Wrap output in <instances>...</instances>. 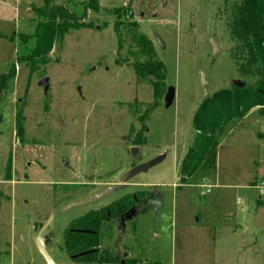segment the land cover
Wrapping results in <instances>:
<instances>
[{"label": "rangeland", "instance_id": "374dc122", "mask_svg": "<svg viewBox=\"0 0 264 264\" xmlns=\"http://www.w3.org/2000/svg\"><path fill=\"white\" fill-rule=\"evenodd\" d=\"M95 1L97 13L88 11L89 0H51L83 27L70 28L44 63L31 67L19 59L34 45L29 37L45 0H0V76L12 65L16 73L0 101V264H45L31 227L39 222V233L57 214L48 183L70 175L60 159L79 139L80 145L101 148V173H115L112 181L130 162L166 154L133 180L140 190L161 188L163 196L155 229L146 214L138 218L135 257L156 264H264V198L256 188L264 182V117L252 111L226 125L198 173L185 183L179 175L193 145L198 106L243 79L226 27L237 0ZM140 37L165 68L158 93L133 68L148 58L141 55ZM44 78L47 93L39 85ZM169 87L175 96L165 108ZM16 112L21 140L15 135ZM53 228L49 221L44 233ZM46 251L59 264L55 250Z\"/></svg>", "mask_w": 264, "mask_h": 264}, {"label": "flooded vegetation", "instance_id": "af4514ba", "mask_svg": "<svg viewBox=\"0 0 264 264\" xmlns=\"http://www.w3.org/2000/svg\"><path fill=\"white\" fill-rule=\"evenodd\" d=\"M81 142L80 139L73 141L78 145L66 147L65 154L69 156L60 159V165L72 176L55 178L48 183L56 199L57 214L50 220L48 218L54 228L46 234L44 231L49 221L39 233H36L39 222L33 223L31 228L36 240L40 235L45 248L49 246L55 250L59 264H156L135 257L133 251L139 216H149L153 220V229L159 225L162 189L145 187L140 190L133 182L135 177L121 183L124 174L141 164L137 162H130L128 169L112 181L115 173H101L104 167L101 148L80 145ZM41 153H44L42 149ZM107 179L110 182H106ZM117 185L119 187L109 195L89 202L105 189ZM79 202L85 203L71 207Z\"/></svg>", "mask_w": 264, "mask_h": 264}, {"label": "trees", "instance_id": "16d2710c", "mask_svg": "<svg viewBox=\"0 0 264 264\" xmlns=\"http://www.w3.org/2000/svg\"><path fill=\"white\" fill-rule=\"evenodd\" d=\"M231 6L227 21V29L231 41L235 44L231 51V58L235 62L237 71L243 78L242 88L233 84L229 88L218 90L205 98L194 113L192 128L194 140L192 147L185 154L180 168V182L185 183L194 177L199 169L215 153L219 141L223 136L226 125L244 119L252 110L264 117V0H237ZM88 11L97 13L100 9L95 0L87 3ZM40 22L35 28L34 45L29 53L19 60L34 67L38 62L44 63L51 49L59 37L70 28L83 27L77 23L75 15L64 7L52 6L51 0H45L44 5L36 10ZM118 15V14H117ZM71 22V23H70ZM119 24L114 29L119 35ZM24 41L29 38L20 36ZM143 44L142 56L148 58L143 63L133 66L139 76L150 79L155 92H160L165 79V68L159 62H154L150 46L140 37ZM146 48V49H145ZM16 73L12 65L0 76V101L2 95L12 85ZM21 112L15 115V135L22 138ZM2 115L0 113V125ZM10 174V164L6 177Z\"/></svg>", "mask_w": 264, "mask_h": 264}, {"label": "water", "instance_id": "95a60500", "mask_svg": "<svg viewBox=\"0 0 264 264\" xmlns=\"http://www.w3.org/2000/svg\"><path fill=\"white\" fill-rule=\"evenodd\" d=\"M155 39L158 43V45H160L162 48L164 47L161 39L157 36H155ZM213 48L215 50V52L218 50L217 49V45L216 43L213 41ZM232 84L236 87L242 88L244 85L240 82V81H233ZM39 85L43 87L44 89V93H47L48 91V79L44 78L39 82ZM174 89L172 87H169L167 89L166 94L164 95V107L165 108H169L174 101ZM132 153L136 154L137 153V149L133 148L132 149ZM166 158V154H161L153 159H151L150 161L146 162V163H141L138 166L134 167L133 169H131L129 172H127L126 174H124L121 178V183L124 184L126 182H128L130 179L136 177L137 175L141 174V173H146L149 169H151L152 167L156 166L157 164L161 163L162 161H164ZM119 186H113V187H109L107 189H105L102 193L94 196L93 198H91L89 200V202H93L96 201L100 198H103L107 195H109L112 191H114L115 189H117ZM85 202H79L77 204H73L71 205V207L73 206H80L83 205ZM36 247L38 252L40 253V255L42 256L45 264H55L54 261L50 258V256L48 255L45 245L42 241V238L40 237V235L37 237L36 240Z\"/></svg>", "mask_w": 264, "mask_h": 264}, {"label": "built area", "instance_id": "2783aa9c", "mask_svg": "<svg viewBox=\"0 0 264 264\" xmlns=\"http://www.w3.org/2000/svg\"><path fill=\"white\" fill-rule=\"evenodd\" d=\"M258 195L260 198H264V182H261L257 187Z\"/></svg>", "mask_w": 264, "mask_h": 264}, {"label": "crops", "instance_id": "0c3cea01", "mask_svg": "<svg viewBox=\"0 0 264 264\" xmlns=\"http://www.w3.org/2000/svg\"><path fill=\"white\" fill-rule=\"evenodd\" d=\"M252 111H257V110H256V109H254V110H252ZM252 111H251V112H252Z\"/></svg>", "mask_w": 264, "mask_h": 264}]
</instances>
